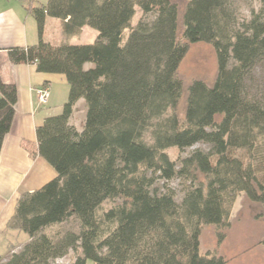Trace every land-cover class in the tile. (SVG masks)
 Returning <instances> with one entry per match:
<instances>
[{
    "label": "trees",
    "instance_id": "1",
    "mask_svg": "<svg viewBox=\"0 0 264 264\" xmlns=\"http://www.w3.org/2000/svg\"><path fill=\"white\" fill-rule=\"evenodd\" d=\"M241 1L247 0H187L180 35L172 0L29 2L39 40L8 49L9 61L65 75L69 95L62 112L36 129L31 154L57 176L21 194L9 228L29 241L3 264H54L70 250L80 253L67 264H225L201 250L202 228H228L241 194L264 206V98L250 86L264 62V6L241 19ZM137 8L143 16L133 25ZM47 17L62 20L65 41L44 40ZM85 26L97 30V40L70 43ZM198 42L213 47L217 76L212 85L189 84L180 115L178 68ZM79 99L86 103L81 131L71 124ZM16 102V86L0 74V151ZM198 143L209 150L176 160L166 152ZM175 177L183 184L180 201L168 185ZM117 199L122 203L102 210ZM72 218L77 233L57 239L45 232ZM217 237L221 242L224 234Z\"/></svg>",
    "mask_w": 264,
    "mask_h": 264
},
{
    "label": "crops",
    "instance_id": "2",
    "mask_svg": "<svg viewBox=\"0 0 264 264\" xmlns=\"http://www.w3.org/2000/svg\"><path fill=\"white\" fill-rule=\"evenodd\" d=\"M35 1L0 0V74L5 83L13 84L17 88L13 122L0 151L2 245L10 243L7 239L9 237L21 236V231L9 228L21 194L38 190L57 176L53 166L38 155L34 157L31 151L37 146V127L47 117L60 114L69 95V84L65 75L40 72L32 63L13 64L9 61L8 49L34 45L39 40L36 20L27 10L29 2L33 6L36 5ZM54 19L56 21H47L46 18V21L59 25L56 37L48 40L43 33V38L52 44H59L67 38L63 33L62 20ZM42 85L48 86L50 90L47 104H40L37 98L36 89ZM85 118L86 103L84 99H79L74 107L71 124L81 131ZM1 247L4 250V246Z\"/></svg>",
    "mask_w": 264,
    "mask_h": 264
},
{
    "label": "rangeland",
    "instance_id": "3",
    "mask_svg": "<svg viewBox=\"0 0 264 264\" xmlns=\"http://www.w3.org/2000/svg\"><path fill=\"white\" fill-rule=\"evenodd\" d=\"M48 0H36L34 7L45 5ZM179 6V35L182 32V13L187 0H172ZM261 0H247L241 1L238 4L239 18L249 19L253 10L259 11L263 8ZM142 11L137 8L133 25L142 17ZM151 16L148 15V18ZM56 21L53 17H47V21ZM45 21L43 33L45 38L53 40L56 37L59 25L55 22ZM36 29L38 32V25ZM129 30L125 33L127 39ZM180 37V36H179ZM98 38L97 30L85 26L83 32L73 37L70 42L72 44H91ZM45 40V39H44ZM217 58L213 47L204 42L193 43L189 45L188 51L181 61L178 68V77L183 82V94L179 104V114L183 115L186 106L187 87L196 79L205 81L212 85L217 76ZM252 92L264 98V62L260 63L252 73ZM221 116L217 117L219 120ZM199 148L208 151L210 146L205 143H198L191 148L180 151L175 147L166 150L171 159L176 160L178 157H185L194 149ZM202 174L198 175L199 180H203ZM164 180H157L156 186L162 187ZM168 185L175 189L176 198L180 201L183 192V184L179 177H175L168 182ZM122 203L121 199L115 201H107L104 203L102 210H107L114 205ZM79 230L78 221L74 218L55 224L45 230V232L54 238H60L67 233H77ZM224 234V239L219 242L218 234ZM10 243L0 244V264L5 263L10 259L13 253L22 251L29 237L24 232H21L19 237H9ZM264 206L260 203L253 202L245 194L238 196L237 201L233 207L230 218V226L228 228H219L213 225H207L202 228L200 236L201 250L204 253H215L224 258L225 264H264ZM4 246V250L2 247ZM80 253V250H70L66 255L55 259L54 264H67L74 260Z\"/></svg>",
    "mask_w": 264,
    "mask_h": 264
},
{
    "label": "built area",
    "instance_id": "4",
    "mask_svg": "<svg viewBox=\"0 0 264 264\" xmlns=\"http://www.w3.org/2000/svg\"><path fill=\"white\" fill-rule=\"evenodd\" d=\"M36 93H37V98L40 104H47L49 96H50L49 87L46 85H42L36 89Z\"/></svg>",
    "mask_w": 264,
    "mask_h": 264
}]
</instances>
